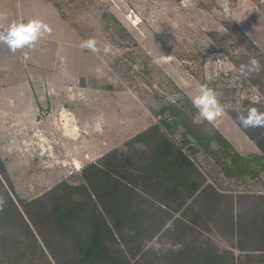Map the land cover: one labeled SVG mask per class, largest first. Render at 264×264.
I'll return each mask as SVG.
<instances>
[{
	"label": "rangeland",
	"instance_id": "rangeland-1",
	"mask_svg": "<svg viewBox=\"0 0 264 264\" xmlns=\"http://www.w3.org/2000/svg\"><path fill=\"white\" fill-rule=\"evenodd\" d=\"M54 1L69 26L56 54L62 81L33 89L42 103L34 126L19 134L26 143L2 149L15 203L39 201L27 206L33 221L23 214L25 223L0 190L6 200L0 211V264H82L72 240L62 237L44 214L68 190L45 194L66 182L80 187L72 201L86 204L82 169L115 150L123 156L110 183L116 179L137 193L123 195L120 208L116 200L107 201L108 210L125 212L121 220L127 242L111 243L109 257L88 264H107L109 258L129 264H206L199 259L202 252L222 257L210 264H264V251H252L264 250V160L256 144L264 145V129H248L256 137L252 140L233 111H264V71L247 79L238 73L250 57L264 64L241 37L245 33L264 55V0ZM89 37L100 46L110 43L112 52L82 48ZM201 84L218 93L223 107L211 123L192 104ZM49 92L54 99L44 98ZM170 107L181 115L173 116ZM153 127L158 133L148 132ZM218 134L231 146L217 140ZM163 139L190 159L186 185L212 187L203 198L186 199L183 187L175 192L172 169L154 156ZM235 152L246 159L234 169L229 156ZM104 182L98 190L105 189ZM185 200L187 207L179 208ZM161 207L177 220L151 237ZM99 209L112 225L114 217ZM130 227L146 235L133 240Z\"/></svg>",
	"mask_w": 264,
	"mask_h": 264
},
{
	"label": "trees",
	"instance_id": "trees-1",
	"mask_svg": "<svg viewBox=\"0 0 264 264\" xmlns=\"http://www.w3.org/2000/svg\"><path fill=\"white\" fill-rule=\"evenodd\" d=\"M242 34V33H241ZM241 37L247 39V42L250 47H252L263 59L264 55L259 51L257 46L246 36L245 33L241 35ZM249 50V48H248ZM244 55H247L244 53ZM170 111L173 116H180V112H177L175 107H170ZM166 124V122H163ZM158 127L151 128L148 132L155 131L158 133ZM245 133L252 139L256 141V137L252 134V132L248 129L244 128ZM143 133L141 136H144ZM192 133V136L196 139H200L201 137L197 133ZM216 139L222 142L227 146H231L226 139L218 134ZM257 146L261 150L264 160V145L261 142L256 141ZM123 156L121 151L115 150L105 154L101 157L100 161L96 163L89 164L82 169V178L85 182V185L81 186V189L84 190L88 198V202L86 204H82L81 202H73V196L75 190H79L77 187H73L68 185L66 182L60 186L54 187L52 190L47 192L45 195L49 196L51 193L55 192V190H63L66 188L68 190L67 193L60 195L56 199V205L54 206V210L50 212L44 211V214L51 217L53 219V227L55 230L64 238L71 239L74 244V250L76 251L78 258L82 264H88L90 259L100 261L105 257H109L111 250L109 248L111 243L127 242L124 239L125 235L123 230L122 220L124 217V211L121 210L118 213H113L108 210L109 208L107 201H115L117 208L118 203L123 195L131 196L137 195L136 191H134L129 185H123L121 182H118L116 179H113L115 183H110L111 174L117 175L119 173V163L121 162V157ZM154 156L157 160H166V168L172 169L169 175H172L173 179L176 180L174 185L175 192H181V187H183L186 191H188L189 196L186 199H192L193 197L196 199H201L208 192L210 186L202 187L201 184L191 182L189 185H186V181L188 180L185 175V169L192 166L190 159L187 154L180 148L176 147L173 143H171L167 139H163L157 142V148L154 152ZM230 163L232 167L235 169L237 166L238 160H245L246 158L238 153H233L229 156ZM264 168V166H262ZM226 174L231 172L230 168L226 169ZM104 182V190H98V183ZM8 182V188H4ZM185 186V187H184ZM122 187V188H121ZM121 188V190H120ZM0 190L3 191V195L8 199V203L11 206V210L18 218L26 223L24 215L28 217L30 221H33L31 218V214L27 208L29 204H35L39 200H34L32 202H21L18 200V203H15L13 197L11 196L14 193V187L12 182L8 176L6 166L4 162L0 159ZM101 192L102 194H100ZM1 193V192H0ZM176 194V193H175ZM1 195V194H0ZM218 196V194H216ZM130 201V200H128ZM188 201V200H187ZM187 201L181 202L179 208L187 207ZM22 204V205H21ZM73 205V206H72ZM89 206H93V210H88ZM19 208H24L21 210ZM97 208V209H96ZM104 210L106 215H112L114 217V223L109 225L105 216L100 212V209ZM124 208V207H121ZM131 208V206H130ZM164 208H170L169 206H165ZM159 219L156 217V223L152 226V234L151 237H155L159 234L171 221H176L177 219L174 216L163 209H160ZM24 214V215H23ZM159 220V221H158ZM132 231H135L133 236H129L133 240H141L146 235V230H142L139 227H130ZM238 231L240 235L243 236L244 227L239 225ZM241 251H244L243 247L239 248ZM252 251H264V250H252ZM183 252V251H182ZM199 259L206 262V264L213 263L216 260H221L222 257L217 254H208L202 252L199 254ZM107 264H129L128 261H119L113 258H109Z\"/></svg>",
	"mask_w": 264,
	"mask_h": 264
},
{
	"label": "crops",
	"instance_id": "crops-1",
	"mask_svg": "<svg viewBox=\"0 0 264 264\" xmlns=\"http://www.w3.org/2000/svg\"><path fill=\"white\" fill-rule=\"evenodd\" d=\"M31 18L43 20L52 31L45 34L35 48L24 50L28 52L27 59L23 51L12 53L0 43V159L8 174L7 156L2 149L26 143L19 134L26 132L29 125L34 126L38 105L42 103L33 89L62 81L56 54L62 50L61 39L68 35L69 26L57 3L54 0H0V31H6L12 22H26ZM45 74L50 75V79H45ZM47 96L54 99L53 92L44 98Z\"/></svg>",
	"mask_w": 264,
	"mask_h": 264
},
{
	"label": "clouds",
	"instance_id": "clouds-1",
	"mask_svg": "<svg viewBox=\"0 0 264 264\" xmlns=\"http://www.w3.org/2000/svg\"><path fill=\"white\" fill-rule=\"evenodd\" d=\"M51 27L39 18H31L26 22H12L6 31H0V43L5 44L12 53L23 51L25 59L28 52L25 49H33L45 34H51ZM81 47L93 53L103 52L110 54L112 45L105 43L98 44L95 37H89L82 41ZM95 71L100 73L102 68L97 66ZM264 71V64L256 57H250L247 63H242L238 68V73L244 78H249L253 74ZM193 106L198 110V114L203 120L211 123L215 121L223 112V107L218 99V93L207 84H201L198 94L192 100ZM233 111L237 114L240 125L245 129H264V111L257 107H236ZM6 203L5 198L0 195V211Z\"/></svg>",
	"mask_w": 264,
	"mask_h": 264
},
{
	"label": "built area",
	"instance_id": "built-area-1",
	"mask_svg": "<svg viewBox=\"0 0 264 264\" xmlns=\"http://www.w3.org/2000/svg\"><path fill=\"white\" fill-rule=\"evenodd\" d=\"M217 61H218V62H220V61H221V59H220V58H218V59H217Z\"/></svg>",
	"mask_w": 264,
	"mask_h": 264
}]
</instances>
